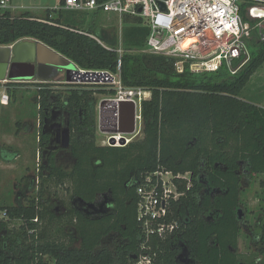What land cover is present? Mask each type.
Returning a JSON list of instances; mask_svg holds the SVG:
<instances>
[{"label":"trees","instance_id":"1","mask_svg":"<svg viewBox=\"0 0 264 264\" xmlns=\"http://www.w3.org/2000/svg\"><path fill=\"white\" fill-rule=\"evenodd\" d=\"M82 15L86 14L46 9L38 18L30 12L14 16L6 11L0 15V47L34 39L83 70L120 73L125 88L151 93L141 106L143 135L125 147L100 146L94 121L86 123L73 140L71 173L51 162L44 167L47 173H40L38 198L0 206L11 218L24 220L17 229L0 221V264H128L141 240L136 187L127 188L126 183L159 167L190 173L192 187L184 189L185 196L173 206L180 229L174 242H160L157 264H182L183 252L187 264H242V184L259 176L264 189V107L243 100L241 93L264 65V43L251 42V60L235 75L226 65L213 73L192 74L187 69L178 74L173 58L141 52L150 30L141 26L140 19L123 18L127 25L121 31L123 45L132 53L120 58L91 37L115 47L117 32L94 28L95 23L87 24ZM50 93L39 90L42 98ZM92 94L70 92L72 102L83 107ZM19 156L18 151L0 146V162L12 163ZM64 187L66 197L91 204L99 195L112 194L117 212L92 217L66 207L64 215H57L42 194ZM37 218L41 229L32 234L30 230L39 228L33 222ZM258 228L256 238L264 244V218ZM114 232L121 233V247L116 252L102 249V239ZM76 240L79 247L74 246Z\"/></svg>","mask_w":264,"mask_h":264},{"label":"built area","instance_id":"2","mask_svg":"<svg viewBox=\"0 0 264 264\" xmlns=\"http://www.w3.org/2000/svg\"><path fill=\"white\" fill-rule=\"evenodd\" d=\"M160 2L164 3V10L160 8ZM10 5L11 0H0V15L10 11ZM57 9L116 16L121 19L126 16L140 19L141 26L150 30L141 52L173 58L178 74H184L187 69L192 74L213 73L226 65L229 72L235 75L251 59L249 41L256 38V42L264 43V0H108L103 3L97 0H61ZM91 37L108 51L117 53L120 58L126 53H132L124 48L121 33L115 47L106 45L95 36ZM187 40H191V44L184 47ZM121 65L119 59V71ZM77 69L87 72L79 66ZM106 73L113 78L109 85L116 90L115 96L105 102H136L140 108L138 120L142 121L141 104L143 100L151 99V93L125 88L120 73ZM34 82L39 81L2 83ZM145 95H149V99ZM0 100L8 103L10 97L4 92ZM125 137L128 145L131 139ZM111 138L112 135L103 145H111ZM115 138L119 145L120 136ZM135 187L141 241L137 254L133 255L137 259H132L130 264H157L160 242H174L180 229V223L174 217L173 206L185 196L184 189H191V174L175 173L159 167L142 175L135 181ZM0 221L7 222L9 229H17L24 223L23 219L11 218L7 210H0ZM33 222L39 228L30 230V233L38 234L42 223L38 218Z\"/></svg>","mask_w":264,"mask_h":264},{"label":"rangeland","instance_id":"3","mask_svg":"<svg viewBox=\"0 0 264 264\" xmlns=\"http://www.w3.org/2000/svg\"><path fill=\"white\" fill-rule=\"evenodd\" d=\"M60 2L61 0H11L10 11L14 16L30 12L38 17L43 14L42 8L57 9ZM14 7H24L26 10H15ZM81 18L87 20V24L93 21L95 23L94 28L101 26L103 30L111 34L116 31L119 35L122 29L127 26L123 23V19L116 16L99 15L94 18L92 14H86L82 15ZM255 39L250 40L249 45H251V42L254 43ZM44 86L47 87L48 85ZM55 86L63 88L79 86L83 91L93 93L96 138L98 144L102 146L111 135V132H105L100 126L99 108L106 99L115 96V94H111L112 91L115 92V87L109 84H58ZM38 87L39 84L35 83H0V99L4 92L10 97V103H2L0 107V146L12 148L20 153V156L12 163L0 162V206H15L19 203L27 204L29 200L38 198L41 191L38 183L39 181L41 182V178L40 175L38 176L39 172H37L40 164L38 155L39 127L37 126L40 99L38 97L39 90L33 89ZM60 91L66 92L67 90ZM241 98L264 107V65L250 79L248 85L241 93ZM138 114L140 115V108ZM31 124H35L34 132H32ZM107 127L108 125H106ZM143 127V119L142 121L139 119L136 134L127 136L132 140L131 142L142 138L143 131H140V128L142 129ZM16 133L21 134L17 136ZM105 146L111 147V145ZM115 147L125 146L116 144ZM260 179L261 177L258 176L250 184L245 182L242 184L240 210L243 213V224L239 240V254L241 255L240 262L242 264H264V244L260 243L256 238V233L260 231L258 228L260 219L264 218V189L260 188ZM66 186H69V183ZM65 187L58 192H55L56 190H44L42 194L43 200L47 201L51 208L56 209L57 215H62L65 212V208L69 207V201L66 202L68 197L65 195ZM80 245V241L76 240L74 246L79 247Z\"/></svg>","mask_w":264,"mask_h":264},{"label":"flooded vegetation","instance_id":"4","mask_svg":"<svg viewBox=\"0 0 264 264\" xmlns=\"http://www.w3.org/2000/svg\"><path fill=\"white\" fill-rule=\"evenodd\" d=\"M61 75L62 74L60 73L58 76ZM34 83L39 84V86L48 85L46 89L51 90V93L47 98H42L40 94L38 96L40 99V103L38 104L37 124V126L39 127L38 155L40 157V164L39 168L37 169V172H39L38 176L40 175V173H47L44 167H48L51 162L54 163L56 167L63 169L65 172L71 173L74 166L72 148L75 135H80V133L82 132V128L86 123L92 121H94L95 123L94 99L87 97L85 107H83V104L78 106L77 103H73L70 92L74 90L82 91V88H80L79 86L72 88L55 86L58 84L80 85L66 83L64 77L62 80L53 78L48 81L47 84H42L40 82ZM65 89L67 90L66 92L60 91ZM111 104L112 103L110 101H104L99 108L100 126L105 132L111 131L112 128H114L117 124V115L113 110ZM106 125H108L107 128ZM68 130H70L69 143L67 142ZM38 183L40 184L41 182L39 181ZM126 187H135V182L132 178L126 183ZM67 201H69L70 211L81 213L86 216H111L117 212V202L112 194L99 195L94 203H92L93 207H90L91 203L84 202L80 199L72 197H69L66 202ZM51 209L54 212L56 210L53 208ZM65 212H67L66 208ZM121 241V233L114 232L102 239L100 247L102 249L107 248L112 252H116V250H118L123 244ZM132 257V255L129 257L128 264H130Z\"/></svg>","mask_w":264,"mask_h":264},{"label":"water","instance_id":"5","mask_svg":"<svg viewBox=\"0 0 264 264\" xmlns=\"http://www.w3.org/2000/svg\"><path fill=\"white\" fill-rule=\"evenodd\" d=\"M159 6L162 10L165 9L164 3L160 2ZM60 73L66 83L70 84H110L113 81L106 72L79 71L74 62L39 41L22 40L12 46L0 47V83L6 81L28 83L36 80L48 82ZM111 103L117 115V124L110 131L112 135L110 144L111 147L116 146L115 137L120 136L119 143L125 146L127 143L125 136L135 135L137 132L139 105L133 101ZM90 207L93 205L90 204ZM185 256V252L179 256L182 264H187L183 259ZM132 259H137V256H133Z\"/></svg>","mask_w":264,"mask_h":264},{"label":"crops","instance_id":"6","mask_svg":"<svg viewBox=\"0 0 264 264\" xmlns=\"http://www.w3.org/2000/svg\"><path fill=\"white\" fill-rule=\"evenodd\" d=\"M14 9L15 10H26V8H24V7H14ZM46 9H51V8H46V7H44V8H42V10H43V14H42V16H38V18H43V16L45 15V11H46ZM53 9V8H52ZM22 14V13H21ZM20 15V14H19ZM34 16V15H33ZM35 17H37V16H35ZM31 40H34V39H31ZM63 75H61V76H58V77H56V79H58V80H62L63 79ZM33 89H35V90H40V89H46V86H39L38 88H33ZM8 103H10V102H8ZM1 105H2V102H0V107H1ZM28 123H30V122H28ZM35 124H31V128H32V132H34V130H35V126H34ZM30 127V126H29ZM21 134V133H20ZM19 133H16V135L18 136V135H20ZM66 212H64L62 215H64Z\"/></svg>","mask_w":264,"mask_h":264},{"label":"bare ground","instance_id":"7","mask_svg":"<svg viewBox=\"0 0 264 264\" xmlns=\"http://www.w3.org/2000/svg\"><path fill=\"white\" fill-rule=\"evenodd\" d=\"M190 44H191V40H187L185 43H184V47H188V46H190ZM146 99H149V95H145L144 96ZM143 97V98H144Z\"/></svg>","mask_w":264,"mask_h":264}]
</instances>
